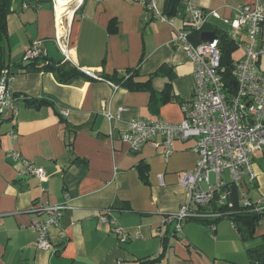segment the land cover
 Here are the masks:
<instances>
[{
	"label": "crops",
	"instance_id": "obj_1",
	"mask_svg": "<svg viewBox=\"0 0 264 264\" xmlns=\"http://www.w3.org/2000/svg\"><path fill=\"white\" fill-rule=\"evenodd\" d=\"M180 2L183 11L167 16L166 0L157 1V10L171 17V24L137 2L83 0L75 15L62 22L66 27L61 33L55 7L48 1L13 0L6 34L0 36L4 65H13L11 89L22 98L51 101L54 107L29 108L21 98L16 119H2L6 127L0 131V264H249L247 248L260 244L262 220L246 242L225 219L212 226L186 219L175 234L174 222L165 221L188 199L179 176L195 167V139L174 140L167 157L161 146L144 144L133 151L119 139L132 119L175 123L184 118L193 65L174 37L175 31L184 29L188 5L229 17L243 3L264 4V0ZM62 35L67 58L56 43ZM33 39L40 40L46 51L38 64L69 61L100 78L62 84L51 72L15 67L27 63L21 59ZM260 41L264 44V26ZM128 68H137L140 81L152 74L151 91L129 90L101 77ZM165 86L173 100L151 111L152 93L159 94ZM56 111H66L63 121ZM69 129H75L71 149ZM11 130L14 139L8 135ZM10 150L42 167L44 179L22 174V162L10 157ZM141 165H146L147 183ZM252 168L257 177L254 188L248 186V195L257 198L264 195V156H254ZM37 201L68 205L58 224L49 227L50 250L36 246L38 231L30 227L33 220L45 218L34 210ZM105 209L130 233L127 240L112 232V224L99 223Z\"/></svg>",
	"mask_w": 264,
	"mask_h": 264
},
{
	"label": "built area",
	"instance_id": "obj_2",
	"mask_svg": "<svg viewBox=\"0 0 264 264\" xmlns=\"http://www.w3.org/2000/svg\"><path fill=\"white\" fill-rule=\"evenodd\" d=\"M137 2L147 11H152L158 19L169 21L157 10L158 0H126ZM186 26L191 30H200L202 26L215 20L226 28L229 37L234 40L242 53L235 58L230 72V84L225 86L224 68L220 66L218 37L212 42L200 41L195 44L188 36L189 31L178 29L175 40L179 41L187 59L193 65V82L189 104L183 107L184 118L180 122L164 120L132 119L127 128L119 134V139L128 143L131 150L137 151L144 144L162 147L167 157L172 152L174 140L195 139V167L179 176V183L185 188L188 199L179 209L165 217V221L174 222V231H181L183 222L193 216H202L204 212L197 208L216 209L222 215V205L228 202L231 187L236 190L238 203L243 209L263 214L264 195L252 198L248 195V186L254 188L256 173L252 168L255 154L264 155V44L261 33L264 26V4L243 3L234 9L233 16L223 17L216 10L200 9L188 5ZM215 23V22H214ZM199 33V34H200ZM56 43L62 53L68 57L65 35L57 36ZM46 57V51L38 39H33L22 55V61L28 62ZM11 65L0 68V119H16L18 101L10 86L13 73ZM89 77L99 78L93 71L80 68ZM111 83V82H110ZM112 84V83H111ZM114 85V84H112ZM116 87V85H115ZM23 99V98H22ZM66 111H61V115ZM108 119L112 117L107 114ZM10 138H16L14 130L8 132ZM160 140L157 141V138ZM9 156L22 162L21 172L37 178L45 177L42 167L33 161L22 159L14 150ZM67 203H48L37 201L35 211L44 214L43 221L35 219L30 227L38 231L36 246L40 249H52L49 240V227L56 226ZM110 209L98 216L101 225L112 224V232L120 240H127L130 233L109 218ZM213 224H211L212 226ZM117 264H122L120 261ZM257 264V263H253Z\"/></svg>",
	"mask_w": 264,
	"mask_h": 264
},
{
	"label": "trees",
	"instance_id": "obj_3",
	"mask_svg": "<svg viewBox=\"0 0 264 264\" xmlns=\"http://www.w3.org/2000/svg\"><path fill=\"white\" fill-rule=\"evenodd\" d=\"M40 1H48L49 3H51V0H40ZM12 2L13 0H0V36L6 34V17L10 12ZM166 9L169 11L166 12V15L168 16L173 13L183 11V5L180 2V0H166ZM167 16L165 17L171 18ZM184 29L186 31H189L188 36L195 44H197L199 42L200 30L198 31L191 30L188 28V26H186V24L184 26ZM201 29L207 31H213L218 37L217 44L220 50V66L224 68L225 71L224 78L226 82L225 86H227L229 89L230 87H232V85L230 84L231 81L230 72L232 69V64L235 60V53L239 49V44H237L234 40L231 39V37H229L225 29L224 30L221 29L214 22L202 26ZM40 59H45V57L37 58L23 64H14V66L15 67L19 66L24 71L51 72L54 75L55 79L62 84L71 83L73 80L78 78H84V79L91 78L86 74H84L80 69H78L69 61L38 64V61ZM4 64L5 63L2 60V54L0 51V68L4 67L5 66ZM12 66L13 65H11L10 68L11 72H12ZM138 76L139 73L137 68H128L122 74L115 73L110 76L106 74L101 75L103 79L108 80L110 82H114L115 84L119 86H123L129 90L151 91V79L153 75L152 74L149 75L147 79L143 81L137 80ZM23 99L25 106L29 108L37 109L42 106L54 107L53 103L46 99H39L35 97H30V98L24 97ZM171 100H173V96L170 94L169 86H165L163 90L159 92V94L153 95L152 93L151 101L149 105L150 109L151 111H154L156 108H158L159 105ZM55 113L59 117L60 121L64 120V118L58 111H56ZM148 120H154V119H148ZM2 123L3 120L0 119V125ZM68 132H69L68 135L70 136H68L67 146H69L68 148L71 149L72 138L74 136L75 129H69ZM140 168L143 172L142 180L144 183H147L146 174H145L146 165H141ZM230 192L231 193L228 202H225L224 205L221 206L222 209H225L224 211H222L223 212L222 215L220 216L217 215L219 211L216 209L203 207L202 209L197 208L198 211L202 210V212H204L202 216H193L187 219L203 221L208 225L215 224V222L222 219L228 220L231 222L235 230L238 232L241 240L243 242H246L247 240L253 238L255 228L257 227V224L262 218L263 214H259L258 212L252 210L243 209L241 205L238 203L236 190L234 186L231 187ZM173 233L174 234L176 233L174 231V226H173ZM260 238H261L260 244L252 248H247V255L250 261L249 264H253V263L264 264V234H261ZM161 241L164 245L167 241V238L163 237Z\"/></svg>",
	"mask_w": 264,
	"mask_h": 264
},
{
	"label": "bare ground",
	"instance_id": "obj_4",
	"mask_svg": "<svg viewBox=\"0 0 264 264\" xmlns=\"http://www.w3.org/2000/svg\"><path fill=\"white\" fill-rule=\"evenodd\" d=\"M71 1L73 0H54L56 21H57V25L61 33H62V30L64 31L66 27V25L65 26L62 25V22L64 21L68 22L74 11L73 8L70 7V5L67 6V3H70ZM80 1L81 0L76 1V4L80 3ZM65 15H66V18L63 19Z\"/></svg>",
	"mask_w": 264,
	"mask_h": 264
},
{
	"label": "rangeland",
	"instance_id": "obj_5",
	"mask_svg": "<svg viewBox=\"0 0 264 264\" xmlns=\"http://www.w3.org/2000/svg\"><path fill=\"white\" fill-rule=\"evenodd\" d=\"M76 1H78V0H73V1H71L70 3H67V6L68 5H70V7L71 8H73V13H72V16H74L75 15V11L77 12V10L80 8V6H81V3H82V1L83 0H81V2L80 3H78V4H76ZM54 0H51V6L54 8ZM66 18V15L63 17V19H65ZM217 25L221 28V29H225L226 27L224 26V25H222L221 23H217ZM242 53V47H239V49L237 50V52L235 53V57L236 58H239L240 57V54ZM110 82V81H109ZM1 128H0V131H4L5 130V127H6V123H2L1 125ZM122 141V140H121ZM129 145V144H128ZM264 155L262 154V153H256L255 154V158L256 159H258V158H261V157H263Z\"/></svg>",
	"mask_w": 264,
	"mask_h": 264
},
{
	"label": "water",
	"instance_id": "obj_6",
	"mask_svg": "<svg viewBox=\"0 0 264 264\" xmlns=\"http://www.w3.org/2000/svg\"><path fill=\"white\" fill-rule=\"evenodd\" d=\"M199 39L203 42H212L213 40L217 39V35L213 31H202L199 34Z\"/></svg>",
	"mask_w": 264,
	"mask_h": 264
}]
</instances>
